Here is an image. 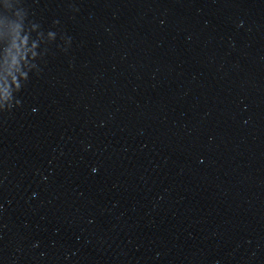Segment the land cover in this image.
I'll list each match as a JSON object with an SVG mask.
<instances>
[{"label":"water","instance_id":"1","mask_svg":"<svg viewBox=\"0 0 264 264\" xmlns=\"http://www.w3.org/2000/svg\"><path fill=\"white\" fill-rule=\"evenodd\" d=\"M18 2L0 264H264V0Z\"/></svg>","mask_w":264,"mask_h":264},{"label":"clouds","instance_id":"2","mask_svg":"<svg viewBox=\"0 0 264 264\" xmlns=\"http://www.w3.org/2000/svg\"><path fill=\"white\" fill-rule=\"evenodd\" d=\"M19 8L24 9L23 14L17 11ZM56 23L53 21V25ZM32 24L38 23L28 19L27 8L20 5L18 0H0V113L20 105L17 94L30 74L39 73L38 61H43L48 46L57 41V31H43L40 28L46 35L37 37L30 31ZM242 24L241 21L238 26ZM37 40H40L39 44ZM59 40L63 42V47L60 43H56V47L67 51L71 37L60 34Z\"/></svg>","mask_w":264,"mask_h":264}]
</instances>
